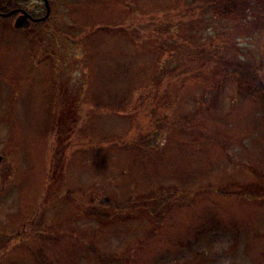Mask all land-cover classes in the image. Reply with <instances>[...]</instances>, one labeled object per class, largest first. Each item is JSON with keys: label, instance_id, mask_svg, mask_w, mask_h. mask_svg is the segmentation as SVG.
<instances>
[{"label": "rangeland", "instance_id": "obj_1", "mask_svg": "<svg viewBox=\"0 0 264 264\" xmlns=\"http://www.w3.org/2000/svg\"><path fill=\"white\" fill-rule=\"evenodd\" d=\"M48 1L0 22V264H264V100L211 72L264 87V0Z\"/></svg>", "mask_w": 264, "mask_h": 264}, {"label": "trees", "instance_id": "obj_2", "mask_svg": "<svg viewBox=\"0 0 264 264\" xmlns=\"http://www.w3.org/2000/svg\"><path fill=\"white\" fill-rule=\"evenodd\" d=\"M198 1L199 0H195L193 3L191 2V4L195 5V4H197ZM222 1L218 3V0H215L214 5L216 3H218V6H220L222 8L225 5V3L222 4ZM209 4L210 5L212 4V0H208V3H206L204 5L205 6L204 10L206 12H207V9L209 8V7H207ZM245 5H246V7H245L244 11H246V12H250L252 9L255 10V9H258L262 6L261 4H256V5L252 4V7H251L250 3L245 4ZM1 7L3 8V5L0 6V8ZM214 9L215 10L217 9L218 12L220 11L219 7H216ZM47 21L45 23L41 24V27L47 25ZM0 22H4V24H2V25L6 26L5 23H9L10 19L9 18H0ZM211 72H212V76L214 78L218 77V74H221V75H223V78L228 79L227 81H232L234 84H236L237 90L239 92L238 95L240 98H246L249 95H253V96H257L260 99L264 100V87L255 77L244 76L243 74L239 73L238 71H232V73L226 72L223 69V67L218 66V64H216L215 66L212 67ZM222 195H223V192L221 189H219L218 190V196H222ZM229 196H233V194L229 195ZM241 198H243V197H241ZM90 204L98 206L100 211H106V210L111 211L112 216H116L118 214H121L122 211H124L127 208L124 206L112 205L111 201L108 200L107 198L101 199L99 201V203L93 204L90 202ZM94 211H96V209ZM95 213L90 212V215L91 214L96 215V216L100 217V219L103 221L107 220V218H108V216L102 214L101 212H100V214H98L97 212H95ZM86 256L93 264H120V260L117 259V257L112 256V255H107L105 253H101L98 249H96L95 247H92V246H88L86 248ZM46 259H47L46 255L40 253L39 257L36 259V262H37V264H51L50 262L48 263ZM54 264H58V263H54Z\"/></svg>", "mask_w": 264, "mask_h": 264}, {"label": "flooded vegetation", "instance_id": "obj_3", "mask_svg": "<svg viewBox=\"0 0 264 264\" xmlns=\"http://www.w3.org/2000/svg\"><path fill=\"white\" fill-rule=\"evenodd\" d=\"M17 1H22V0H15ZM25 1H30V0H25ZM42 3V0H38ZM22 13H26L28 14L32 19H41L44 14H45V7L43 4V8L39 9V10H34V9H22V10H18L17 6H15L14 1L11 0L9 5H3V8H0V18H9L10 20H15L22 14ZM7 14V15H6ZM45 22L43 21H37V22H32L30 27L33 26H41V24H43Z\"/></svg>", "mask_w": 264, "mask_h": 264}, {"label": "water", "instance_id": "obj_4", "mask_svg": "<svg viewBox=\"0 0 264 264\" xmlns=\"http://www.w3.org/2000/svg\"><path fill=\"white\" fill-rule=\"evenodd\" d=\"M46 7H47V13L45 17H43L41 20H46L49 17L50 7L48 3H46ZM30 21H31V18L27 14L23 13V15L19 16L16 19L14 23V28L15 29H28L30 27ZM33 21H38V20H33ZM0 161H1V157H0Z\"/></svg>", "mask_w": 264, "mask_h": 264}]
</instances>
